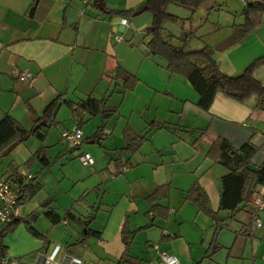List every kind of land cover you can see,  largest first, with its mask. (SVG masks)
Masks as SVG:
<instances>
[{
  "label": "crops",
  "instance_id": "1",
  "mask_svg": "<svg viewBox=\"0 0 264 264\" xmlns=\"http://www.w3.org/2000/svg\"><path fill=\"white\" fill-rule=\"evenodd\" d=\"M145 1L102 0L98 7L82 0H0V120L9 115L28 132L6 155V147L0 152V176L26 170L40 185L20 201L15 223L0 237L10 264H37L39 253L55 245L60 258L116 264L125 235L132 236L129 254L137 264L157 250L175 253L180 264H264V210L255 226L246 201L235 212L219 208L220 179L229 170L212 148L220 138L238 152L249 142L255 151L248 163L264 165V102L217 90L209 107L200 106L189 80L148 52L153 15ZM243 7V0H206L194 11L172 4L179 18L165 21L162 35L214 49L234 38ZM213 58L221 73L240 75L264 58V22L214 49ZM23 71L32 74L29 81L20 78ZM124 73L132 79L128 88ZM253 76L264 84V63ZM89 99L97 112L81 108ZM53 101V123L40 140L30 131ZM102 107L114 111L105 116ZM78 118L83 140L69 147L60 132ZM40 146L50 163L26 164ZM83 151L92 165L78 160ZM136 238L144 243L139 253L132 252Z\"/></svg>",
  "mask_w": 264,
  "mask_h": 264
},
{
  "label": "trees",
  "instance_id": "2",
  "mask_svg": "<svg viewBox=\"0 0 264 264\" xmlns=\"http://www.w3.org/2000/svg\"><path fill=\"white\" fill-rule=\"evenodd\" d=\"M206 0H146L145 5L153 15L152 23L146 28V35L150 38L147 41V50L149 53L159 56L165 61V67L170 71H174L184 75L193 88L198 92V103L203 108L209 107L213 100V96L217 90L230 92L232 90L239 91L242 97L250 94H256L259 97V102H264V84L260 83L253 76V71L260 64L264 63V58L256 60L246 66L243 72L238 76H227L221 73L213 58L214 49L211 45L204 44L201 47H190L189 41L180 36H174L167 33L162 35L163 23L167 20H176L178 15L169 10L172 4L180 5L194 11ZM112 14L130 15L128 11L111 10ZM243 22L234 26V38L239 39L245 36L248 32L254 30L259 24L264 22V0H246L242 9ZM176 39V41H174ZM214 73L219 77L218 82H214L210 74ZM123 79V88L130 86L132 79L129 74H120ZM104 102V101H102ZM56 101L49 103L43 115V121L37 124L30 131L35 134L40 140H43L47 128L53 123V116L56 109ZM81 108L88 109L90 113H95L98 110L97 102L90 100L86 104H81ZM76 108L74 111L76 112ZM105 116L110 115L114 108L102 107L100 110ZM78 118L77 126L80 127L81 121ZM45 120H49L46 122ZM28 134L21 127H17L16 121L9 115H5L0 120V152L11 142L16 141L23 135ZM212 148L218 151V160L225 165L229 172L223 175L220 179L221 194L219 200V208L227 209L235 212L239 205L247 201L251 190L256 186L264 183V165L259 166L257 171H251L245 167L249 162V158L255 151V147L249 143H244L239 152L242 154V159L237 164H233L231 150L233 149L230 142L225 138L217 140ZM35 158L40 159L42 166H47L50 159L46 156L45 147L40 146L26 164H30ZM32 175V173H31ZM5 177V176H4ZM14 187H19L18 204L27 195H33L40 188L38 182L31 181L32 176L24 180L21 176L6 177ZM197 189H193L195 192ZM190 191V190H189ZM202 191L198 190V195H202ZM155 196V195H154ZM188 196H193L191 193ZM154 198L153 195L150 196ZM195 199L199 200L198 197ZM200 204V203H199ZM158 205H152V209H157ZM69 215V212H66ZM60 220V216L56 215L54 221ZM15 223V217L1 226L0 237L9 231ZM133 233V232H132ZM131 233V234H132ZM126 232L123 231V236ZM124 251L119 257L116 264H137V259L129 254V245L132 240L131 235H125ZM0 255H3V247L0 243Z\"/></svg>",
  "mask_w": 264,
  "mask_h": 264
},
{
  "label": "built area",
  "instance_id": "3",
  "mask_svg": "<svg viewBox=\"0 0 264 264\" xmlns=\"http://www.w3.org/2000/svg\"><path fill=\"white\" fill-rule=\"evenodd\" d=\"M83 3H94V0H82ZM244 2L246 0H243ZM20 78L29 81L32 74L29 71L20 73ZM61 140L69 147L80 145L83 140L82 129L74 125L69 129H63L60 132ZM78 160L84 165H92L93 157L89 152L83 151L77 155ZM24 180L31 177L29 171H21L18 173ZM19 199V187H14L12 183L4 176H0V222L6 223L17 214ZM244 209L249 214L253 224L260 226L262 221L258 213L264 210V183L256 186L251 190L248 200L244 203ZM60 246L55 245L50 252L45 250L39 253V261L37 264H81V259L77 256L68 255L60 258L58 253ZM10 259L5 255H0V264H10ZM145 264H180L178 256L167 250H157L153 259Z\"/></svg>",
  "mask_w": 264,
  "mask_h": 264
},
{
  "label": "water",
  "instance_id": "4",
  "mask_svg": "<svg viewBox=\"0 0 264 264\" xmlns=\"http://www.w3.org/2000/svg\"><path fill=\"white\" fill-rule=\"evenodd\" d=\"M95 4L98 6V7H102V0H94ZM145 8V7H144ZM143 8V9H144ZM142 9H139L138 11H136L135 14L137 13H140ZM234 38L232 35H230L229 37L225 38L224 40H222L220 43H218L217 45L214 46V49L216 50H222L224 49L225 47H227L231 42H233ZM210 77L211 79L214 81V82H218L219 81V77L216 76L214 73L210 74ZM230 94L232 95H237L239 96L241 93L239 91H235V90H232L229 92ZM37 118V117H36ZM27 138V135H23L21 138L17 139L16 141H13L11 142L10 144H8L6 146V148L2 151V155H6L21 139H25ZM231 154H232V159H233V162L234 163H238L241 159H242V154L239 153L237 150L235 149H232L231 150ZM245 167L249 170H252V171H257L258 170V167L253 165L252 163H246L245 164ZM22 195H19V198H21Z\"/></svg>",
  "mask_w": 264,
  "mask_h": 264
},
{
  "label": "rangeland",
  "instance_id": "5",
  "mask_svg": "<svg viewBox=\"0 0 264 264\" xmlns=\"http://www.w3.org/2000/svg\"><path fill=\"white\" fill-rule=\"evenodd\" d=\"M191 44H192V46H194L193 45V42H191ZM143 244H144L143 243V239L136 238L134 240L133 244H132V246H133L132 252L139 253L140 252V249H142V247H143Z\"/></svg>",
  "mask_w": 264,
  "mask_h": 264
}]
</instances>
